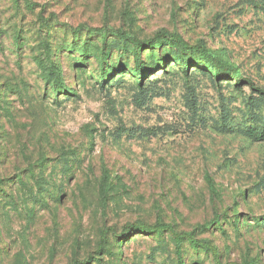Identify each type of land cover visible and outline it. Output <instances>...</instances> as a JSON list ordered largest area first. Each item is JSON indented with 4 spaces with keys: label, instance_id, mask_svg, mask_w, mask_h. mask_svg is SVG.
Wrapping results in <instances>:
<instances>
[{
    "label": "rangeland",
    "instance_id": "1",
    "mask_svg": "<svg viewBox=\"0 0 264 264\" xmlns=\"http://www.w3.org/2000/svg\"><path fill=\"white\" fill-rule=\"evenodd\" d=\"M115 30L178 34L262 93L193 54L184 72L167 47L137 63ZM255 130L264 0H0V264H216L133 223L205 240L222 264H264Z\"/></svg>",
    "mask_w": 264,
    "mask_h": 264
},
{
    "label": "trees",
    "instance_id": "2",
    "mask_svg": "<svg viewBox=\"0 0 264 264\" xmlns=\"http://www.w3.org/2000/svg\"><path fill=\"white\" fill-rule=\"evenodd\" d=\"M94 32L98 33L99 35L105 38V31L102 28H94ZM114 36L117 39L118 46H121L124 52L130 51L131 54L135 57V61L138 63V60L141 56V50L143 48L149 49V51L155 50V47H166L172 53L171 59L177 62L186 72L185 68L187 66L186 58L184 57L185 53L193 54L195 57H198L199 61L204 64V66L208 67L213 74H210L214 78L217 79H226V80H233L235 83L247 85L252 90L262 93V90L255 87L253 82L243 77L238 73V71L228 65H226L222 60H220L212 51L205 48L203 45L197 44H190L188 43L182 36L178 34H169V33H157L153 40L149 41H141L136 37L128 36L124 32L119 30H115ZM128 46H131L130 48ZM83 49L81 48V51ZM151 52H149V56L151 57ZM153 59V58H152ZM50 60V59H49ZM51 67H54L53 65ZM136 77L141 79V72L140 66L136 67L135 69ZM52 73V72H51ZM60 72H56V75L53 76V81L59 82L58 74ZM255 137H258L261 140H264V130L261 131H253ZM22 179L21 177H17V181L20 182ZM1 182V180H0ZM133 229H141L143 231L154 232L155 234H162L163 232H167L170 236L174 239L175 243H179L181 240H185L190 247L193 249L199 248L203 250H208L211 252L215 263L222 264L217 259V252L216 249L211 246L207 241L194 238L191 234L183 233V232H175L172 227L164 223H157L153 225H145L140 223H133L129 225ZM230 264V263H226Z\"/></svg>",
    "mask_w": 264,
    "mask_h": 264
}]
</instances>
